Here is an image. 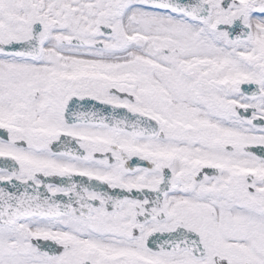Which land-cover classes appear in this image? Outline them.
Instances as JSON below:
<instances>
[{
  "label": "snow or ice",
  "instance_id": "obj_1",
  "mask_svg": "<svg viewBox=\"0 0 264 264\" xmlns=\"http://www.w3.org/2000/svg\"><path fill=\"white\" fill-rule=\"evenodd\" d=\"M0 264H264V0H0Z\"/></svg>",
  "mask_w": 264,
  "mask_h": 264
}]
</instances>
